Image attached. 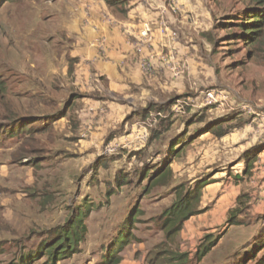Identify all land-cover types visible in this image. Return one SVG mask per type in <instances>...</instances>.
Here are the masks:
<instances>
[{"label":"rangeland","instance_id":"obj_1","mask_svg":"<svg viewBox=\"0 0 264 264\" xmlns=\"http://www.w3.org/2000/svg\"><path fill=\"white\" fill-rule=\"evenodd\" d=\"M0 4V264H10L23 250L36 249L83 201L95 206L87 220V241L79 253L59 264H99L132 211L134 238L122 252L121 264H169L165 259L169 253L160 252L170 249L187 254L190 264H256L262 258L264 250L258 253L257 244L264 238V165L258 155L246 173V161L264 149V126L256 117L264 114V43L255 49L244 45L232 36L239 29L231 26L240 21L246 7L254 5L250 0H7ZM97 4L106 10L103 19L114 31L121 28L117 20L139 18L137 49L145 44L141 33L144 38L150 33L146 13L151 14L154 31L162 37L159 47L165 50L208 36L213 55H206L204 62L215 67L218 82L199 86L192 80L200 87L195 88L197 101L185 96L190 90L186 79L182 85L157 86L155 103L147 104L152 100L140 97L132 105L123 101V93H115L106 77H78L83 57L75 52L87 45L83 39L87 32L101 30L92 16L97 13L92 5ZM210 89L217 90L219 102L202 107ZM226 98L233 105L223 108ZM109 99L110 104L104 101ZM172 100L174 105L166 106ZM110 105L135 109L151 105V110L137 117L110 111ZM106 106L109 113L100 117L96 108ZM245 111L253 112L256 119L246 113L243 122L233 120L234 126L243 123L232 132L244 131L247 141L242 147H231L227 139L197 143L195 132L201 122L187 126L193 115L203 116L205 123L225 114L238 118L236 114ZM14 120L29 124L21 137L4 134L8 127L19 126L13 125ZM159 129H163L159 139L152 141L153 130ZM185 131L190 141L183 143L179 154L168 153L169 144ZM168 156L173 160L172 177L148 186L151 174ZM200 179L210 183L202 190L199 213L183 224L176 241L168 239L160 218L176 199L173 188L180 184L192 188ZM117 180L129 184L118 186ZM242 194L250 197L248 209L240 223L231 226L229 213ZM210 241H215L214 246L200 259ZM252 253L257 257L251 259Z\"/></svg>","mask_w":264,"mask_h":264},{"label":"crops","instance_id":"obj_2","mask_svg":"<svg viewBox=\"0 0 264 264\" xmlns=\"http://www.w3.org/2000/svg\"><path fill=\"white\" fill-rule=\"evenodd\" d=\"M97 5L100 7L96 8ZM97 5H92L95 11L97 12H94L92 16L95 18V22L100 25L101 30L92 31L89 29L91 32H87L86 37L83 38L86 39L84 40V42H86L87 45L84 44L81 49L79 48L75 52L76 57L77 55H81L83 57V63L78 64V77L81 76L82 79L87 80L92 78L93 75H97L101 78L106 77L105 79L108 81V84H110V86L115 90V93H123L125 95V97H121L123 101L126 104L132 103V105L136 102H139L140 97L141 100H152V102H146L147 104L155 103V101L153 100L155 99L154 93L156 91L157 86H168L171 83H179V85H182L184 80L186 79L187 84L190 86V90L185 94V96L193 98L195 99V101H197L200 97L198 95L197 89L195 88L200 87H198L195 82L192 83V80H196L199 86H212V83L216 84L218 82V75L216 74L215 67L206 61L204 62V58L206 57V55H209L208 58L213 55L211 38L209 41L208 36L200 40L198 39L200 34L198 32L197 43H190L187 45L185 44L184 47L180 46L179 49L178 44H173V49L171 51L165 50L159 47L158 39L162 37H160L159 32L154 31L156 29H154L153 23L151 22V14L146 13L145 18L149 20L148 27L150 29V33L147 35L146 38L143 37L145 34L141 33L140 36L142 37V42H144L145 44H143V47L141 49H137L136 45L138 43V31L136 30L137 25L135 26V21H137L139 18L136 17L135 19H132L130 18V16H128V18L125 20H117V23H121V28H118L120 30L114 31L113 27H109L103 19V14L106 12V10L100 4ZM91 8L88 11V15H90L89 20H91ZM158 23L159 28L162 29L163 22L159 21V17ZM210 27L211 26H208V28L206 29L209 30ZM165 28L166 26H164V30ZM152 31L153 33H151ZM203 31H205V28L202 30V32ZM168 35L167 38L170 41V37ZM153 36L154 40H151ZM163 37L166 38L165 35H163ZM191 39L194 40L193 38ZM103 40H105L103 47L97 48V46L101 45ZM151 45L153 48H151ZM191 46L193 48H190ZM170 59L173 60L170 61ZM227 66L228 64L225 66L226 71L228 70ZM133 89L135 91L134 94ZM138 89L142 90V95H140L141 93H138ZM210 90H207L205 93ZM145 92L149 94H146ZM100 101H102V99H100ZM104 101L110 104L112 100ZM115 102H117V100ZM115 102L113 101V104ZM232 103L233 102H228L226 98L225 102H222L221 105L224 108L228 105L232 106ZM146 105L144 107H140V109H135L131 105L128 108H125L124 105H121L120 108H117L116 105H114L115 108H117L115 109L110 105L111 108L109 109L110 111L113 110L121 112L123 113V115L127 113H132L133 116L136 115L137 117H140L141 113L148 111V107H146ZM202 105V107L213 106L208 105L206 99L204 104ZM107 107L108 106L96 108L97 110H99L95 112L98 113L100 117L102 115L104 117L106 113H109ZM243 113H240L239 116L244 117L246 113H251V117H253V120L256 119L254 118L253 112L245 111ZM229 116V114H225L224 116H220L218 118H209L207 122L201 123L202 126L200 130H198V132H195L197 135V143H200L202 140L205 139H211L212 141L227 139V142L232 145L231 147L236 148L240 144V147H242V144H245V142L247 141V138H245L246 135L244 131H242V129L222 138H217L210 133L202 134V130L209 123L227 118ZM260 126H264V123L260 124ZM200 131L201 133L198 134ZM144 133L145 132H141L139 134L143 135ZM190 136L191 135L187 133L184 141H190ZM255 138H259L258 133L255 135ZM262 140L264 143V137L262 138ZM260 161L261 164L264 165V149L260 153Z\"/></svg>","mask_w":264,"mask_h":264},{"label":"trees","instance_id":"obj_3","mask_svg":"<svg viewBox=\"0 0 264 264\" xmlns=\"http://www.w3.org/2000/svg\"><path fill=\"white\" fill-rule=\"evenodd\" d=\"M1 3L6 2L7 0H0ZM16 1V0H8ZM252 4L249 7H246L245 11L240 17V21L237 24L231 26L237 27L239 32L232 34L238 40H241L244 45H248L253 49L260 47L263 43L264 37V0H250ZM1 5V4H0ZM229 69V65L227 66ZM175 100L169 101L166 106L174 105ZM151 110V105L148 108V111ZM162 110V109H161ZM238 118H224L212 123H209L203 130V133H210L217 138H222L234 130L243 126L242 117L236 114ZM238 119L242 120L240 124L233 125V120ZM21 120V119H20ZM14 120L13 125L19 124L18 127H8L5 129L4 134L8 135L11 138L21 137L26 133V126H29L24 121ZM196 122H204L203 116L193 115L187 121V126L192 125ZM23 123V124H21ZM246 123V122H245ZM245 125V124H244ZM163 129L153 130L152 132V141H157L161 135ZM184 135L178 136L173 140L169 145L168 153L176 151V154L180 153L182 145L185 142H179L181 139H184L187 135L186 131ZM201 132H199L200 134ZM1 137V136H0ZM175 143V144H174ZM173 144L175 145L173 148ZM172 148V149H171ZM263 150H257L251 158H248L249 161L246 165V173L253 168V164ZM248 155V154H247ZM249 156V155H248ZM169 157V156H168ZM171 157L167 161H164L162 166L156 169L152 178L150 176V186L151 184L158 185L164 180H168L172 177ZM155 177V178H154ZM144 178H147L145 174ZM159 179L158 182L155 180ZM155 181V182H154ZM168 182V181H167ZM166 182V183H167ZM118 186L128 185V182L117 180ZM209 180L200 179L197 180L192 188H186L185 185H178L173 188L175 192L176 199L166 211L163 212L160 219H162L163 230L166 232L168 239L176 241L177 235L182 231L183 224L192 218L193 216L199 213V204L201 202V193L202 190L209 185ZM147 191V188H146ZM249 196L247 194L240 195L237 200L236 206L230 211L229 218L227 223L231 226L238 225L239 217L247 211V204L249 202ZM95 210L94 204L92 202L83 201L82 204H78L73 207L70 211V215L64 222V224L55 227L53 230L49 231L48 237L45 240H42L36 249H31L27 252L23 250L19 257H17L10 264H59L60 262L70 259L73 255L80 252L82 245L87 241L88 237V226L87 220L90 215ZM135 211H132L128 215V220L126 226H123V230L117 236V238L110 244L107 249L106 254L103 256L99 264H121L123 261L122 252L126 247L131 243L134 235L132 233L133 225L135 223ZM215 241H210L208 246L205 247L203 252L200 254L201 257H204L213 247ZM258 253L264 250V238H261L257 244ZM160 253H169L170 256H167L165 259L169 264H190L189 257L185 253H179L173 249L163 250ZM257 254L252 253L251 259L256 258ZM256 264H264V255Z\"/></svg>","mask_w":264,"mask_h":264},{"label":"built area","instance_id":"obj_4","mask_svg":"<svg viewBox=\"0 0 264 264\" xmlns=\"http://www.w3.org/2000/svg\"><path fill=\"white\" fill-rule=\"evenodd\" d=\"M206 102L208 105H214L219 102V94L215 90H210L206 93ZM257 120L260 121L261 124L264 123V114L257 113L256 114Z\"/></svg>","mask_w":264,"mask_h":264}]
</instances>
